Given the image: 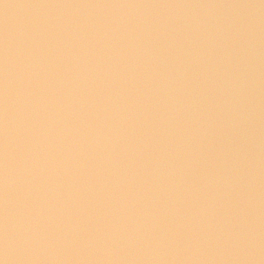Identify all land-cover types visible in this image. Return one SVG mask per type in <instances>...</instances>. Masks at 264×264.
I'll return each mask as SVG.
<instances>
[{
  "label": "water",
  "instance_id": "95a60500",
  "mask_svg": "<svg viewBox=\"0 0 264 264\" xmlns=\"http://www.w3.org/2000/svg\"><path fill=\"white\" fill-rule=\"evenodd\" d=\"M0 264H264V0H0Z\"/></svg>",
  "mask_w": 264,
  "mask_h": 264
}]
</instances>
